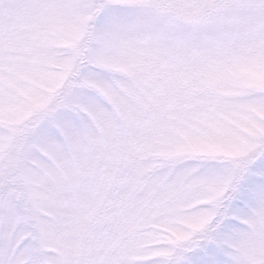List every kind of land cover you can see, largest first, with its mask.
<instances>
[{"label":"snow or ice","instance_id":"6c2138e0","mask_svg":"<svg viewBox=\"0 0 264 264\" xmlns=\"http://www.w3.org/2000/svg\"><path fill=\"white\" fill-rule=\"evenodd\" d=\"M0 264H264V0H0Z\"/></svg>","mask_w":264,"mask_h":264}]
</instances>
